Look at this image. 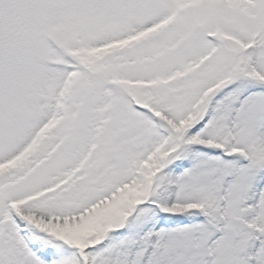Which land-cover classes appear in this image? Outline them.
Returning a JSON list of instances; mask_svg holds the SVG:
<instances>
[{
    "label": "snow or ice",
    "instance_id": "snow-or-ice-1",
    "mask_svg": "<svg viewBox=\"0 0 264 264\" xmlns=\"http://www.w3.org/2000/svg\"><path fill=\"white\" fill-rule=\"evenodd\" d=\"M0 264H264V0H0Z\"/></svg>",
    "mask_w": 264,
    "mask_h": 264
}]
</instances>
